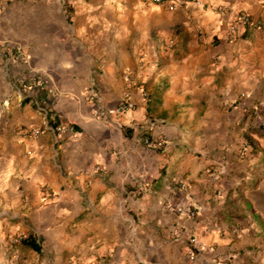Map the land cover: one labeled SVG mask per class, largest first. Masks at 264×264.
<instances>
[{
	"label": "crops",
	"instance_id": "obj_1",
	"mask_svg": "<svg viewBox=\"0 0 264 264\" xmlns=\"http://www.w3.org/2000/svg\"><path fill=\"white\" fill-rule=\"evenodd\" d=\"M242 14L264 0H0V264H264V27L228 42Z\"/></svg>",
	"mask_w": 264,
	"mask_h": 264
},
{
	"label": "built area",
	"instance_id": "obj_2",
	"mask_svg": "<svg viewBox=\"0 0 264 264\" xmlns=\"http://www.w3.org/2000/svg\"><path fill=\"white\" fill-rule=\"evenodd\" d=\"M152 2L154 3H162L164 2V0H152ZM196 4H198L199 2L198 1H195ZM174 5L173 3H169L168 6L170 8H174ZM262 28L264 27V21L262 20H253L251 19L248 15L246 14H242L240 15L236 21L231 24L228 28V31H227V41L228 42H233L237 36L240 34V32L243 30V29H246V28ZM162 46L164 47V49L167 48L168 45H172V41L170 40H167V41H164L162 40L161 42ZM17 58H20L23 60V58L20 56V54L17 55ZM141 96L143 98H146L147 97V93H145L144 91L141 92ZM130 109H133V104L129 101L128 97H125L123 99V101L117 106L115 107L114 109H108V110H99V112L97 114H99V117H102V116H109V115H114V114H118V113H123L127 110H130ZM244 112H246L245 110H243ZM33 135H37L38 134V131L37 130H34L32 132ZM98 170V168H97ZM185 211L192 214V210L189 208V207H186L185 208Z\"/></svg>",
	"mask_w": 264,
	"mask_h": 264
},
{
	"label": "trees",
	"instance_id": "obj_3",
	"mask_svg": "<svg viewBox=\"0 0 264 264\" xmlns=\"http://www.w3.org/2000/svg\"><path fill=\"white\" fill-rule=\"evenodd\" d=\"M21 243L24 245V246H27L33 250H38V247L36 246V244L34 243L33 239L29 236L27 238H23L21 239Z\"/></svg>",
	"mask_w": 264,
	"mask_h": 264
}]
</instances>
